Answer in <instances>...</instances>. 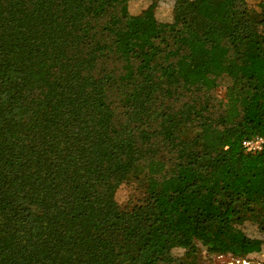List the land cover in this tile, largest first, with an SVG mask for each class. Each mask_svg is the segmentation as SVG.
I'll return each mask as SVG.
<instances>
[{"label":"trees","instance_id":"obj_1","mask_svg":"<svg viewBox=\"0 0 264 264\" xmlns=\"http://www.w3.org/2000/svg\"><path fill=\"white\" fill-rule=\"evenodd\" d=\"M127 1L0 0V264L264 248V0Z\"/></svg>","mask_w":264,"mask_h":264},{"label":"rangeland","instance_id":"obj_2","mask_svg":"<svg viewBox=\"0 0 264 264\" xmlns=\"http://www.w3.org/2000/svg\"><path fill=\"white\" fill-rule=\"evenodd\" d=\"M247 3L256 7L257 0H246ZM172 5L173 0H128L127 11L131 14H137L146 7H151L158 20L162 22H170L172 20ZM223 88V85L219 87ZM220 95V92H218ZM216 95V94H215ZM145 178V170L139 167L137 171L130 177L129 181L119 186L116 191V200L120 204H124L130 197L140 196L143 191V179ZM244 232L251 237H259L256 226L250 221H246L242 224ZM197 264H233L235 260L230 254H214L208 253L206 248L197 242ZM173 255L182 256L183 250L181 248H175L172 250ZM249 263L264 264V248L262 252L256 254H250L246 259H243Z\"/></svg>","mask_w":264,"mask_h":264},{"label":"built area","instance_id":"obj_3","mask_svg":"<svg viewBox=\"0 0 264 264\" xmlns=\"http://www.w3.org/2000/svg\"><path fill=\"white\" fill-rule=\"evenodd\" d=\"M263 145H264V138L259 135L244 139L241 143L242 148L249 153H255L261 151Z\"/></svg>","mask_w":264,"mask_h":264},{"label":"water","instance_id":"obj_4","mask_svg":"<svg viewBox=\"0 0 264 264\" xmlns=\"http://www.w3.org/2000/svg\"><path fill=\"white\" fill-rule=\"evenodd\" d=\"M233 264H258V263H249V262H246L245 260L243 259H240V260H235L233 262Z\"/></svg>","mask_w":264,"mask_h":264}]
</instances>
